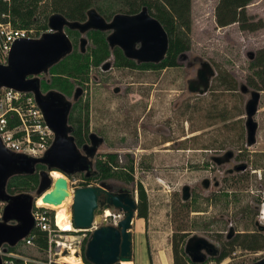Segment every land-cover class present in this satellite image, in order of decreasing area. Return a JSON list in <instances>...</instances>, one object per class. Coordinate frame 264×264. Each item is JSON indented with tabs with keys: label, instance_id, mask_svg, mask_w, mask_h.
Wrapping results in <instances>:
<instances>
[{
	"label": "rangeland",
	"instance_id": "rangeland-1",
	"mask_svg": "<svg viewBox=\"0 0 264 264\" xmlns=\"http://www.w3.org/2000/svg\"><path fill=\"white\" fill-rule=\"evenodd\" d=\"M217 1L191 0L190 49L180 56L177 66L155 71L113 65L93 68L88 83L80 85L81 103H88L89 133L103 139L90 157V176L96 157L116 153L120 164L133 160L134 181L107 179L110 190L127 191L137 203L140 183L146 195L147 216L139 218L135 212L129 229L132 264H172L176 233H183L186 241L203 238L218 249V239L225 240L230 229L256 231L243 216L245 209L258 213L257 219L264 225L260 212L264 209V90L253 115L257 123L253 144L247 143L246 129V105L256 89L247 82L252 76L249 55L264 47V0H253L246 7L254 20L263 22L253 32L241 30L238 23L217 26ZM112 61L109 58L106 63L110 66ZM39 78L47 80L49 75L42 73ZM242 86L247 87L246 92ZM68 98L73 101L72 96ZM240 165L245 169L238 170ZM84 175L65 176L71 197L59 206H66L71 217L74 190L84 183L99 184L98 180H85ZM185 186L189 187L186 200ZM28 193L37 197L36 190ZM46 205L57 219L61 211ZM3 206L0 203L1 210ZM103 208L98 206L89 230L68 234L66 243L71 242L78 254L94 227L116 225L123 217L113 207L108 208L111 215L104 217ZM69 230H75L73 225ZM16 247L12 253L31 259L28 264L57 259L37 246H23L21 241ZM0 253L8 260L11 252ZM228 257V264H250L264 257V247L258 251L235 248Z\"/></svg>",
	"mask_w": 264,
	"mask_h": 264
},
{
	"label": "water",
	"instance_id": "water-1",
	"mask_svg": "<svg viewBox=\"0 0 264 264\" xmlns=\"http://www.w3.org/2000/svg\"><path fill=\"white\" fill-rule=\"evenodd\" d=\"M47 26L48 30L39 37L16 39L11 45L6 62L0 63V88L31 93L47 127L53 133L52 143L40 157L15 152L7 148L0 138V203H4L0 217V252L7 250L6 247L1 250L3 245L14 247L32 231L34 219L31 208L35 199L41 197L43 202L59 205L70 194L66 177L53 180L51 172L59 171L64 176L85 172L84 176H90V157L103 141L96 134L89 133L90 144L84 143L81 146L84 151L82 153L71 134L68 116L73 102L80 97V86L74 90L73 101L58 90L50 89L45 92L41 90L39 75L47 73L52 65L72 51V42L65 32V27L77 29L82 33L79 40L81 52L85 51L88 42L83 35L91 29L110 31L106 37L109 46L119 47L125 57L139 63L160 62L168 48L165 29L149 14L146 7L131 15L117 13L109 21L94 9L87 12V19L84 22L70 21L63 15L54 13L48 17ZM253 57L254 53H250L249 59ZM102 67L107 69L109 65L105 62ZM241 90L246 92L247 87L242 86ZM259 94V90H254L252 98L246 105L248 144L255 142L257 123L253 120V115L256 112ZM37 164L44 165L45 169L38 173L36 198L26 192L16 194L7 192L6 184L12 175L33 174ZM244 168V165L237 166L238 170ZM72 197V223L74 228L80 231L89 230L93 226L94 215L99 205H103V211L113 207L123 213V217L116 225L94 227L84 250L87 261L92 264H115L132 260L129 229L137 210L135 199L127 191H111L105 181L95 186L77 187ZM188 198L189 187L185 186L183 199ZM10 221L14 223H9ZM184 251L193 263H204L207 256L217 253V249L203 238L187 240ZM250 264H264V257Z\"/></svg>",
	"mask_w": 264,
	"mask_h": 264
},
{
	"label": "trees",
	"instance_id": "trees-1",
	"mask_svg": "<svg viewBox=\"0 0 264 264\" xmlns=\"http://www.w3.org/2000/svg\"><path fill=\"white\" fill-rule=\"evenodd\" d=\"M252 1L218 0L214 8L217 26L224 27L232 23H238L241 30L249 32L261 28L263 26L262 20H254L246 11V7ZM143 7H146L149 14L161 23L167 33L168 48L165 57L158 63H139L125 57L119 47L114 46L111 49L106 40L108 32L95 29L88 30L83 35L90 42V46L86 45L85 51L81 52L79 40L82 37V33L77 29L65 27V32L72 42V51L48 69L49 78L47 80L41 79L40 86L43 92L55 89L70 97L78 86H75V84H79V86L87 84L90 70L99 68L111 54L116 67H130L138 70H162L177 66V60L180 55L190 49L191 0H0V22L9 21L13 28L32 29L34 35L39 37L48 30V17L54 13H59L70 21L84 22L87 19V12L90 9H94L105 20L109 21L117 13L131 15L139 12ZM249 68L252 70V76L248 77V84L255 87V90H264V47L258 49L254 57L249 60ZM26 96H32V94L27 93ZM68 123L71 126V134L75 143L78 147H81L89 140L88 103L82 104L81 96L72 104ZM19 124L20 121L16 115L12 118L7 115V127L9 129H13ZM19 135L20 133L15 136ZM41 169H45V166L37 164L33 174L12 175L6 184L7 192L16 194L36 190L39 182L38 173ZM133 169L132 159L129 158L125 164H120L116 153H105L94 159V174L88 177L84 176V179L87 181L93 179L99 182L107 179H116L129 184L134 181ZM52 176L54 179L64 177L60 172H54ZM68 176L70 177L71 175ZM83 185L87 186L88 183ZM137 192L136 213L139 218L145 219L147 216V199L140 183L138 184ZM37 204L47 206L42 201V198L37 199ZM51 205L61 211L60 216H57L56 219L57 224L59 223L61 227L69 230L71 227V212L66 207ZM183 205L190 208V205L186 202ZM245 211L246 217L252 214L249 209H245ZM184 236L183 233L173 235L172 264H205L208 261L218 263L228 257L235 248L258 251L264 247V235L259 232L237 234L228 240H223L220 237L218 240L221 242V247L218 253L207 256L204 263H193L184 251L186 243ZM87 240H84L81 245V257L86 264H92L84 256ZM35 242L37 247L43 250L46 246L44 233L37 231ZM5 246L7 252H14L17 249L16 246ZM14 261L21 262L18 259H14ZM115 264H118V262Z\"/></svg>",
	"mask_w": 264,
	"mask_h": 264
},
{
	"label": "built area",
	"instance_id": "built-area-1",
	"mask_svg": "<svg viewBox=\"0 0 264 264\" xmlns=\"http://www.w3.org/2000/svg\"><path fill=\"white\" fill-rule=\"evenodd\" d=\"M20 38H36L32 29L13 28L10 22H0V63H5L12 43ZM27 93L19 92L11 88H0V138L3 144L19 153H24L32 157H40L48 149L53 140V133L47 127L43 115L37 107L33 96H26ZM26 96V97H25ZM7 115L12 118L14 115L19 119L20 124L13 129L7 127ZM20 133L19 136H15ZM35 137V138H34ZM66 207V206H65ZM50 207L38 205L37 199L33 201L31 213L34 219L32 231L21 241L23 246H37V231L44 233L46 246L43 249L49 257L57 256L56 260H51L46 264H70L63 260L69 255H77L78 264H86L81 255L76 252V248L71 247V242L66 243L68 234L76 232L63 230L52 214ZM0 208V217H1ZM261 217H264V209L261 208ZM71 225L72 217L70 218ZM74 227V226H73ZM36 230V231H35ZM68 235V236H67ZM64 239V241L62 240ZM8 260L2 259V264H28L31 259L20 257L15 253H10ZM18 259L21 262H16ZM230 258L226 257L221 262L208 261L205 264H228Z\"/></svg>",
	"mask_w": 264,
	"mask_h": 264
},
{
	"label": "flooded vegetation",
	"instance_id": "flooded-vegetation-1",
	"mask_svg": "<svg viewBox=\"0 0 264 264\" xmlns=\"http://www.w3.org/2000/svg\"><path fill=\"white\" fill-rule=\"evenodd\" d=\"M108 33L110 32V31H107ZM107 33V34H108ZM112 49V48H111ZM255 54V53H254ZM109 58H112L113 59V55L111 54V56L109 57ZM109 58L106 60V61H108L109 60ZM105 61V62H106ZM105 62H103L101 65H100V69H103V64L105 63ZM114 66V62L112 61L111 62V65L108 67V68H110L111 66ZM116 67V66H115ZM118 68H127V69H132V70H138V69H133V68H130V67H118ZM149 70H154V69H149ZM155 71V70H154ZM259 91H261V90H259ZM87 142H89V140L87 141ZM86 142V143H87ZM245 169V168H244ZM243 169V170H244ZM259 199H257V201H258ZM257 210H259V204H257V208H256ZM243 216L245 217V219L248 221V222H252L253 223V225H254V227L256 228V231H254V230H252V231H247V232H259V233H262L263 235H264V225L261 223V221L259 220V219H257V216H259L258 215V213L255 215L254 213H252L250 216H248V217H246V213H243ZM229 233H231V234H229ZM241 233H245L244 231L242 232V231H235V230H233L232 229V231L230 232V230H228V232H227V234H226V237H225V239L226 240H228V239H231L232 237H234V236H236L237 234H241ZM218 251H219V248L217 249V253H218Z\"/></svg>",
	"mask_w": 264,
	"mask_h": 264
},
{
	"label": "bare ground",
	"instance_id": "bare-ground-1",
	"mask_svg": "<svg viewBox=\"0 0 264 264\" xmlns=\"http://www.w3.org/2000/svg\"><path fill=\"white\" fill-rule=\"evenodd\" d=\"M54 172H59V171H52L51 172V177L53 178V180H55L54 179V177L52 176V174L54 173ZM61 173V172H60ZM65 177V176H64ZM59 178V177H58ZM57 179V178H56ZM70 195V197H71V193L69 194ZM41 198V197H40ZM39 199V198H38ZM48 206V205H47ZM109 215H111V211L109 210V209H105L104 211H103V216L104 217H108ZM57 223V222H56ZM61 227V226H60ZM63 230H66L65 228H63V227H61ZM66 231H72V230H66ZM69 256H70V258L72 259H69ZM69 256H66V257H64L63 258V260L64 261H66V262H68V263H70V264H78L79 263V259L78 258H72L71 256L72 255H69ZM74 256V255H73ZM131 256H133V246H132V255ZM120 264H132V261L130 260V261H121L120 262Z\"/></svg>",
	"mask_w": 264,
	"mask_h": 264
},
{
	"label": "crops",
	"instance_id": "crops-1",
	"mask_svg": "<svg viewBox=\"0 0 264 264\" xmlns=\"http://www.w3.org/2000/svg\"><path fill=\"white\" fill-rule=\"evenodd\" d=\"M133 246V245H132Z\"/></svg>",
	"mask_w": 264,
	"mask_h": 264
}]
</instances>
